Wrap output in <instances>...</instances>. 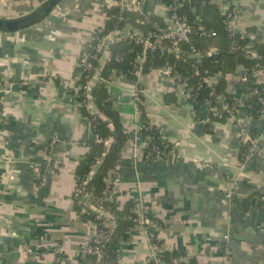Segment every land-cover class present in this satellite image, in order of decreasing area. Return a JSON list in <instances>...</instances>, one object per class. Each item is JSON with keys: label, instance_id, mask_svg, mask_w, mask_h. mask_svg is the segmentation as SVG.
Here are the masks:
<instances>
[{"label": "crops", "instance_id": "obj_1", "mask_svg": "<svg viewBox=\"0 0 264 264\" xmlns=\"http://www.w3.org/2000/svg\"><path fill=\"white\" fill-rule=\"evenodd\" d=\"M49 1L0 0V264H55L56 248L67 257L65 264H89L84 247L94 235V223L82 220L74 190L76 169L97 138L71 81L84 49L121 0H60L41 22L20 28ZM140 1V11L130 7L128 15L165 19L163 0ZM227 4L239 10L240 26L253 30L252 44L264 43V0ZM244 72L239 66L224 79L226 91L241 104L246 101L240 82ZM137 87L147 123L171 147L162 152L163 159L147 155L141 137L136 141L140 150L131 145ZM108 92L130 137L113 171L121 180L114 196L119 204L132 200L157 221L149 231L138 227L131 241L121 244L120 263L147 264L152 255L183 250L186 262L264 264V208L242 207L250 194L264 195V113L254 119L242 106L240 122L207 126L196 119L205 111L193 103L188 89L156 71L138 83L121 74L109 82ZM252 129L261 153L242 163V131ZM107 141L109 146L113 139ZM232 203L261 244L236 232Z\"/></svg>", "mask_w": 264, "mask_h": 264}, {"label": "trees", "instance_id": "obj_2", "mask_svg": "<svg viewBox=\"0 0 264 264\" xmlns=\"http://www.w3.org/2000/svg\"><path fill=\"white\" fill-rule=\"evenodd\" d=\"M163 2L164 4H169L171 0H163ZM202 2L205 3L202 5ZM121 13L124 15L125 21L119 22L118 16ZM179 13L187 17L189 23L194 27H197L196 18L200 15L205 29L214 32L213 36L199 37L194 35L192 37L191 44L198 51L204 53L211 49L218 50L217 54H212L211 56L205 55L200 59H190L187 56L181 57L182 62L180 71L187 79L188 86L194 89V94H196L195 100L201 107H203L207 101H211L213 106L220 107L223 103H229L239 110L241 102L226 91L227 82L224 79H220L213 87L204 83L203 80L210 76L232 74L239 66H242L249 74L257 64L264 69V43H258L254 46L259 54V58L257 59H249L242 49L232 53L230 49L233 45L243 48L249 40L239 35H236L234 39L229 38V33L224 28L223 17L221 16L218 5L210 2V0H187ZM47 16L48 14L43 10L38 11L33 14L27 22L23 23L20 28L33 26L41 22ZM108 16L109 20L101 36H104L112 30L123 29L126 24H129L134 31L140 32L143 35L159 33L160 29L166 26L164 18L160 16H144L136 13L128 15L120 6L110 9ZM18 28L19 27L16 26L10 28L9 31H15ZM251 31L253 30H249L248 32L250 33ZM165 45L166 44H161V46L157 47L155 52H151L148 55L145 73L151 72L153 70L152 66H154V68H159L163 67L167 62L172 64L176 61L175 57L171 54L162 56V49ZM184 50L189 51V45H185ZM138 52H141V47L128 42L120 43L113 47V54L120 55L121 60L113 61L102 70V81L94 86L92 92V103L98 115L90 113L89 102L84 92L80 91L79 96H77L80 111L84 117L89 119L97 142L90 146L89 152L80 161L76 169V184L82 185L84 192L91 194V198L89 199L90 203L100 198L105 199V209L111 210L116 217L113 235L103 250L102 261H98L96 257L88 255L86 257L89 264H102L104 261L108 264H121V244L131 241L133 234L138 231V225L135 222L137 215L134 212L137 207L136 203L132 200H128L123 204H119L115 196L111 199H106L104 194L105 179L115 170L120 162L122 150L130 142V137L124 132L118 119V114L112 109V98L108 92V84L121 74H126L131 81L138 83V78L133 72V62ZM94 64L97 65V60L94 61ZM1 76L2 74L0 71V78L2 79ZM84 83L85 78L77 81L78 85ZM254 88L261 91L263 94L262 96H264V84L256 85V80L253 77H250L249 82L242 86V93L247 96L244 104L247 108L248 115L254 119H258L263 114L264 105L259 101L257 96L251 95ZM1 99L0 97V100ZM0 111L3 112L2 105L0 106ZM223 113V118L212 117V121L206 125L209 126V124L217 121H227L229 115L226 112ZM208 115H210L208 112L200 111L196 115V119L202 121ZM141 125V135L143 137L147 136L153 138L152 141L147 143V155H153L151 150L154 145H157L161 152L167 154L171 147L163 140L160 131L147 123L144 114L142 115ZM249 135L252 140L258 138V132L255 129L249 131ZM109 138H112L113 142L108 146L106 142ZM251 146V142L242 145L240 154L242 163H245L248 159ZM87 180H89V183L83 185V182ZM75 205L78 211L81 212L82 207L76 202ZM242 207L244 210H262L264 208V195L256 193L250 194L242 201ZM146 215L154 224L157 223L155 218L148 213H146ZM96 216L97 214L92 210L89 211L88 214L81 215L83 221L93 223L96 222ZM150 238L152 239V243L155 245L158 244L155 237L150 235ZM227 251L230 254V250L227 249ZM185 257L186 253L183 250L166 252L159 257V264H202L195 258L188 259V262H186L183 260ZM57 258L66 259L67 257L64 254H58ZM150 264L157 263L153 260Z\"/></svg>", "mask_w": 264, "mask_h": 264}, {"label": "built area", "instance_id": "obj_3", "mask_svg": "<svg viewBox=\"0 0 264 264\" xmlns=\"http://www.w3.org/2000/svg\"><path fill=\"white\" fill-rule=\"evenodd\" d=\"M187 0H171V3L165 4V28L160 29L159 33H150L148 35H143L140 32L134 31L131 27L128 30L124 29H116L108 32L104 36L102 35L103 30L99 31L97 36L86 46L84 49L77 68V73L75 78L71 81V89L74 94L79 96V92H84V95L89 101L90 97V88L95 86L100 81H102V70L113 61L121 60L120 56H115L113 54V47L120 43H131L136 46L141 47V52H138L134 62H133V72L135 73L137 78L142 77L145 74V67L148 55L151 52H155L158 46L161 44H166L162 49V56L173 55L176 59L174 63L167 62L163 67L154 68L152 66V71H156L160 73L167 79L172 80L178 85H184L192 98L193 103L197 106H200L198 102L195 100L196 94H194V89L187 84V79L183 76L180 71L181 66V57H189L200 59L203 56H211L212 54H217V49H211L204 53L198 51L191 43L192 37L194 35L199 37H208L213 36L214 32L207 31L203 25L202 17L200 15L196 18L197 27L191 25L187 19L180 15V10L183 8ZM210 2L218 5L221 16L223 17V25L225 30L229 33V38L234 39L236 35L241 36L242 38H247L249 42L241 48L240 46L233 45L230 49L232 53L242 49L249 59H257L259 58V54L257 50L254 48L255 45L251 42V33L248 32L244 27L240 26L239 18L240 13L236 7L229 6L227 4V0H210ZM205 2H202V5ZM141 4L140 0H121L119 6L124 9L132 7L135 9L134 11L139 12ZM119 22L125 21L124 15L121 13L118 16ZM185 45H189V51H185ZM97 60V65L94 64V61ZM245 70V69H244ZM228 75H218V76H210L206 77L203 82L207 85L213 87L216 85L220 79L227 78ZM253 77L256 80V85L263 84L264 80V69L257 64L253 71L249 74L246 70L244 74L240 78V82L242 86L249 82V78ZM85 78V83L78 85L77 81ZM3 81L0 78V97L4 92ZM264 93V90H263ZM252 96H257L259 101L264 105V96H262V92L257 88H254L251 92ZM247 97V96H246ZM142 103V89L137 87V90L134 95V104L136 108L135 116L130 123L129 130L131 131L132 140L131 145L134 147L136 151L140 150V145L136 142L138 137L143 138V147H147V143L153 140L151 137H143L140 133L142 129V125L140 122V117L143 115V111L140 109V105ZM2 105V101L0 100V106ZM245 106V104L240 103L239 110L236 109L234 105L229 103H223L220 107L213 106L211 101H207L205 105L202 107L205 112H208V115L204 120L200 121L202 124H207L212 121V117L215 118H223L224 113H228V119L233 121H239V112L241 107ZM93 108L95 109L94 105ZM90 113H93V109L90 108ZM264 113V110H263ZM2 117V111H0V121ZM251 142V150L248 156L259 155L261 153V149L257 144V140H252L249 133L246 130L242 131V143ZM109 143L108 141L106 142ZM151 153L152 156H158L162 153L159 150L157 145L152 147ZM137 154L135 153V157ZM91 178V176H90ZM119 176L112 172L105 179V189L104 194L106 199H111L115 195L116 188L120 185ZM89 180L83 182V185H87ZM91 194L84 192L83 186L80 184H76L74 190V202H76L79 206L82 207L80 212L81 215L88 214L89 211H94L96 216V222H94V235L88 245L84 247V253L88 256H93L98 259V261H102L103 250L107 243L111 240L113 235V229L116 225V217L115 214L111 210H106L104 206L105 199H97L95 202L90 203ZM134 212L136 213L135 222L138 227L145 228L146 231L154 224V222L146 215L145 211L139 207H136ZM133 231V230H131ZM56 253L62 254L59 248H56ZM155 260L157 264L160 263V259L158 256L152 255L148 259V263ZM68 262L67 258H57V264H65ZM55 263V264H56ZM102 264H108L104 261Z\"/></svg>", "mask_w": 264, "mask_h": 264}, {"label": "water", "instance_id": "obj_4", "mask_svg": "<svg viewBox=\"0 0 264 264\" xmlns=\"http://www.w3.org/2000/svg\"><path fill=\"white\" fill-rule=\"evenodd\" d=\"M60 0H51L49 1V3H47V5H45L43 7V11L46 13V14H49L51 13V11L56 7L57 3L59 2ZM127 7L125 6L124 7V10H126ZM6 86L8 87L9 84L6 83ZM94 90V86H92L89 90L90 92V97H89V107L93 109V113L98 115V113L96 112V110L93 108V103H92V92ZM163 153H160L158 155V159H163ZM172 162V157H169L168 160H167V163H171ZM232 207H233V210H232V215H233V221H234V227L236 229V232L239 234V236L241 238H244V239H247L249 240L250 242H253V243H257V244H261L262 243V238L255 235V233H253V230L251 227H249L245 222L244 220L242 219V216L240 215V211L237 210L235 208V203H232Z\"/></svg>", "mask_w": 264, "mask_h": 264}]
</instances>
